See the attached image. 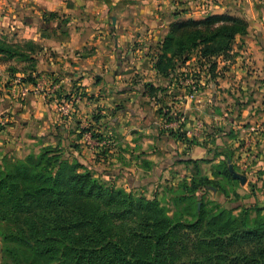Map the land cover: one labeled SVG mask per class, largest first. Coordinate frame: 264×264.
<instances>
[{"label": "rangeland", "instance_id": "obj_1", "mask_svg": "<svg viewBox=\"0 0 264 264\" xmlns=\"http://www.w3.org/2000/svg\"><path fill=\"white\" fill-rule=\"evenodd\" d=\"M29 1L0 0V41L23 57L26 56L21 58L0 54V129L8 128L16 122H21L18 126L23 121L34 122L35 119L32 116L30 118L27 112L23 114L24 108H28L31 103L44 108L53 101L54 108L48 109L54 122L49 128L45 125V142H40V145L54 138V144L48 145L58 146L63 158L69 162L81 156L88 165L94 167L97 177L105 183L115 184L148 199L156 198L172 216L182 207L175 204L176 197L182 193L180 185L184 181L189 184L191 179L207 176L215 181L218 190L225 191L228 199L222 196L221 191L214 190L206 193V199L227 204L235 209V214L240 207L250 209V224L264 218V0H249L250 3L243 10H231L223 14L208 13L200 19L176 20L177 17L171 14L175 17L174 23L222 16L244 22L247 29L246 35L236 36L229 51L221 55L203 60L199 53L200 46L190 49L183 55L184 58L174 60L175 72L169 78H154L148 64L141 68L138 65L136 70L129 64V59H119V62L126 61L124 66L117 68V72L122 70L123 77L119 78V83L125 86L124 89H136L143 96L146 95L145 90H149L146 84L164 89L163 93L156 95L155 100L150 101L152 108L155 107L156 116L161 118V114H164L161 124L153 121L152 127H155L159 136L169 137L175 145L169 149L172 154L169 153L168 158L167 154L155 148L156 151L152 153L156 155L155 163L142 160L140 170L132 172L114 167L111 162L105 166L100 165L104 166L103 170L90 164L81 152L83 149L77 144V135L86 131L85 137L92 143L89 145L83 140L86 148L93 150L105 142L95 154L96 158L104 161L112 156L106 148H114L121 138L116 133V137H113L105 131L117 129L109 121L114 120L122 110V106H96L89 112H78L77 105L81 102L78 101V92L76 95L71 94L67 89H71L72 84L61 83L65 78V62H71L70 57L77 54L66 53V58L58 59V54L52 50L53 42L73 31L72 24L78 25L79 18L62 15L51 6L47 9L38 8ZM176 15L181 16L178 12ZM80 21L88 24L90 19L82 18ZM138 47L142 45L135 42L131 49L136 50ZM157 48L151 46L147 49L148 52L152 50L156 53ZM88 49L81 54H85ZM208 69L212 72L210 81L206 82ZM24 79L29 81L23 82ZM22 84L24 86L21 87ZM100 98V94L92 96L91 102H97ZM186 102L188 108L184 110ZM98 119L99 126L96 123ZM193 120L198 122L195 126L192 125ZM129 123L128 133L137 136L138 130L129 126ZM186 126L191 128L193 135L183 133ZM88 128L91 130L87 131ZM92 134H98L100 141L93 138ZM141 138L136 137L134 140L145 143ZM26 148L34 152V155L41 150L35 146ZM17 159L13 145L0 147V166L3 163L11 164ZM171 163L173 168L167 171V165Z\"/></svg>", "mask_w": 264, "mask_h": 264}, {"label": "trees", "instance_id": "obj_2", "mask_svg": "<svg viewBox=\"0 0 264 264\" xmlns=\"http://www.w3.org/2000/svg\"><path fill=\"white\" fill-rule=\"evenodd\" d=\"M246 29L222 16L170 23L155 70L169 78L174 60L197 46L203 60L221 55ZM0 54L23 57L2 41ZM145 87L150 101L164 92ZM93 168L81 156L69 162L50 145L0 166V264H264V218L250 224V209L235 214L206 199L208 191H221L207 176L180 185L175 204L182 207L170 216L158 199L107 184Z\"/></svg>", "mask_w": 264, "mask_h": 264}, {"label": "crops", "instance_id": "obj_3", "mask_svg": "<svg viewBox=\"0 0 264 264\" xmlns=\"http://www.w3.org/2000/svg\"><path fill=\"white\" fill-rule=\"evenodd\" d=\"M22 1L23 3L24 1L30 2L29 0ZM31 1L38 8L47 9L51 6L53 10L60 11L62 15L79 18L78 25L74 26L72 24V32L69 31L67 36L61 37L60 40L53 42L52 50L58 54V59L61 57L66 58V53L77 54L76 56L72 55L70 57L71 62H65L67 66L64 68L63 77L65 78L61 80V83L69 82V84H72L71 89H67L71 94L76 95V92H78L77 94L80 96L78 97V101H81L77 105L78 112L86 113L96 106L98 108L99 106H105L107 108L122 106V110L114 120L109 121L117 129L112 131L109 128L110 131H105L106 134L112 135L113 137H116V133L121 138L120 143L116 142L114 148L107 147V144L105 145L108 153L112 155L108 156L104 160L105 162L101 158H96L95 155L101 150L105 142L100 144V146L98 145L99 148L95 147L93 150L92 148H86L83 143L84 141L89 145L92 143L91 140L85 137V132L79 138L77 144L80 145V149H83L81 152L90 164L97 165L103 170V167L111 162L114 167H119V169L124 168V170L130 172L140 170L141 167L139 165L142 160L155 163L156 155L152 154L153 151H156L155 148L161 150L164 155L167 154L166 158H168L169 153L172 154L169 149L172 148V145H175L169 137L159 136L156 130H154L155 127H152L154 126L152 125L153 121V123L161 124L163 118L155 115V107L152 108L153 105L150 103L149 98L146 95L143 96L137 93L136 89H124L125 86L119 83V78H122L123 74L122 70L117 72V68L120 69L121 66L126 64V61H122V63L121 61L119 62V59H129V64L135 67L136 70L139 68L136 66L140 65L141 68L145 64H148V67H151V74L154 78L156 76L159 78L160 75L156 72L154 63L160 53V43L168 33V26L175 20V17L171 14L177 17L176 20L180 18L182 20L187 18L200 19L204 14L208 13L223 14L226 11L243 10V7H247L248 3H250L249 0ZM183 11L185 12L183 13ZM177 12L181 16H177ZM82 18H89L90 21L87 24L80 21ZM112 18H114L115 24H112ZM137 31H139V34ZM135 42L142 45V47H138L136 50L131 49L132 43ZM151 46L158 47L156 53L152 50L148 52ZM87 48H89V51L81 54ZM148 53H150V56H148ZM22 86L24 85L22 84ZM103 92L105 93L103 94ZM99 94L102 98L97 102H91V97H97ZM52 102L50 101L48 106L44 108L39 105H34V103H31L28 108H24L23 114L27 112L29 117L31 118L32 116L35 121H23L21 126L17 125L21 122H16L8 126V128L0 129V147L5 144H11L18 159H24L29 154H34L26 146L31 148L35 146L37 149H40L48 144H54L53 138L49 143L40 145V142H45V125L47 124V128H49L50 124L54 122V117L52 115L50 116L49 112V109L52 110L54 108ZM183 108L187 110V102ZM16 119L19 121V118ZM194 121L192 125L198 123ZM128 123L133 129L138 130L139 134L137 136L133 137V135L128 133ZM94 124L96 125V123ZM103 127H106V125H103ZM78 129H76V134L79 133ZM190 129L186 126L183 133L193 135ZM136 137H142L141 139L145 143L142 144L140 141H135L134 138ZM152 147L153 149H151ZM130 155H134L135 157L131 156L130 158ZM122 157L126 160H123ZM100 160L104 164L99 163ZM128 165L130 166L128 167ZM172 168V163L167 165V171L172 170Z\"/></svg>", "mask_w": 264, "mask_h": 264}, {"label": "water", "instance_id": "obj_4", "mask_svg": "<svg viewBox=\"0 0 264 264\" xmlns=\"http://www.w3.org/2000/svg\"><path fill=\"white\" fill-rule=\"evenodd\" d=\"M112 24H115V22H114V18H112Z\"/></svg>", "mask_w": 264, "mask_h": 264}]
</instances>
